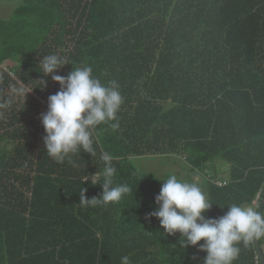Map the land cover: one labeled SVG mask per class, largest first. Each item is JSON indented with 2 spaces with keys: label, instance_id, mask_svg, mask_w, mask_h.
<instances>
[{
  "label": "trees",
  "instance_id": "16d2710c",
  "mask_svg": "<svg viewBox=\"0 0 264 264\" xmlns=\"http://www.w3.org/2000/svg\"><path fill=\"white\" fill-rule=\"evenodd\" d=\"M18 1L0 17V264H121L123 256L131 264H203L199 244L183 248L180 233L166 235L159 220L146 219L169 177L141 172L132 159L164 156L184 159L189 171L211 170L206 218L232 204L258 207L264 0ZM49 54L69 58L56 75L90 66L102 84L120 86V126L95 129L94 156L80 149L58 163L46 155L40 117L60 89L40 73ZM105 151L117 169L113 186L131 192L82 206L81 187L87 198L102 192L81 178L103 171ZM258 245L264 257V237ZM237 247L233 264H261L254 240Z\"/></svg>",
  "mask_w": 264,
  "mask_h": 264
},
{
  "label": "clouds",
  "instance_id": "9594fccd",
  "mask_svg": "<svg viewBox=\"0 0 264 264\" xmlns=\"http://www.w3.org/2000/svg\"><path fill=\"white\" fill-rule=\"evenodd\" d=\"M38 65L43 76L51 75L52 81L60 86L58 92L48 97L47 111L40 117L46 155L58 163L80 149L94 156L95 129L112 121L115 122L110 124L111 128L120 126L117 113L123 96L118 82L113 79L107 85L102 84L93 77L90 66L72 68L67 76L56 75L58 69L69 65V58L58 54L43 56ZM37 82L39 87H47L45 79ZM100 159L104 162L103 171L84 174L81 184L90 181L93 186L100 185L102 192L98 198H87L86 189L81 187L79 204L82 206L119 202L124 194L131 192L127 184H112L117 171L112 165L114 157L105 151ZM155 204V210L146 219L159 220L166 235L180 233L183 248L199 244L198 251L206 253L203 264H233L240 253L237 247L240 241L264 237V208L232 204L223 216L206 218L203 214L213 203L197 184L181 181L175 175L163 181ZM121 264H131L130 258L121 257Z\"/></svg>",
  "mask_w": 264,
  "mask_h": 264
},
{
  "label": "rangeland",
  "instance_id": "374dc122",
  "mask_svg": "<svg viewBox=\"0 0 264 264\" xmlns=\"http://www.w3.org/2000/svg\"><path fill=\"white\" fill-rule=\"evenodd\" d=\"M18 0H1L0 1V17L1 18H9L13 10L18 5ZM2 68H5L2 65ZM255 71L259 73V70L255 66ZM135 166L141 172L148 173L163 179V177H170L175 175L179 180L182 181H190L199 186H202L201 189L205 193V180L208 178V174L212 175L211 170H203L199 171H189L185 163L184 159H174L167 158L162 156H152V157H138L132 159ZM220 172L226 170V164H219ZM164 180V179H163ZM254 207L256 208V204L251 203L250 205H243V207Z\"/></svg>",
  "mask_w": 264,
  "mask_h": 264
},
{
  "label": "water",
  "instance_id": "95a60500",
  "mask_svg": "<svg viewBox=\"0 0 264 264\" xmlns=\"http://www.w3.org/2000/svg\"><path fill=\"white\" fill-rule=\"evenodd\" d=\"M258 207H260V208H263L264 207V199L260 201ZM258 243H259V239L254 240V244H255V248H256V251H257V255L259 257V260H260L261 264H264V257L262 255V252L260 251V248H259Z\"/></svg>",
  "mask_w": 264,
  "mask_h": 264
},
{
  "label": "built area",
  "instance_id": "2783aa9c",
  "mask_svg": "<svg viewBox=\"0 0 264 264\" xmlns=\"http://www.w3.org/2000/svg\"><path fill=\"white\" fill-rule=\"evenodd\" d=\"M217 184L220 185V183H217ZM257 199H258V196H257ZM254 204H257V201H255Z\"/></svg>",
  "mask_w": 264,
  "mask_h": 264
}]
</instances>
